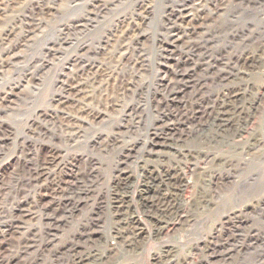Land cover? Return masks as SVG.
<instances>
[{
	"label": "rangeland",
	"instance_id": "374dc122",
	"mask_svg": "<svg viewBox=\"0 0 264 264\" xmlns=\"http://www.w3.org/2000/svg\"><path fill=\"white\" fill-rule=\"evenodd\" d=\"M27 1L31 3L30 8L48 3V0ZM150 1L152 14L145 27L147 39L138 43L144 56L140 51L134 54L133 49L137 45H133L126 60L111 64L102 51L119 31L121 26L118 21H128L132 17L134 3L120 1L99 18L93 17V22L83 33L77 31L75 40L76 33H73V46L64 47L62 54L50 55L48 49L53 47L57 31L66 23L68 16L78 17L83 10L49 20L44 34L28 49H23L24 61L5 71L0 91L19 85L20 91L15 93L20 99H16L7 113L0 112V123L10 129V133L0 135V264L8 260L9 264H70V261L81 264L79 259H87L88 256V259H97L98 264H194L201 255L197 246L214 243L228 246L226 249L232 255L228 259L214 260L212 264H264V200H261L264 199V169L261 176L257 175L259 171L250 174V179L248 176L247 189L229 190L219 181L227 167L238 160H248L247 151L260 145L264 147V39L261 37L264 34V6L256 7L249 14L248 10H244L248 6L242 8L244 11L234 10V13L240 11L241 14L238 13V21L232 24L230 33L206 38L196 49L167 51L166 37L178 24L180 11L192 5L190 0ZM71 2L66 0L62 7L66 8ZM226 15L223 18L228 22L232 11ZM15 16L8 18L10 25L16 20ZM137 17L135 19H139ZM3 19L0 13V24ZM84 47L86 49L82 50ZM231 54L241 57L238 78L230 76L223 83L214 84L216 72L229 73L234 62ZM141 59L144 62L143 73L137 79L136 92L132 90L122 100L121 108L105 109L106 99L113 100L119 96L118 86L113 78L110 79L105 90L102 88L105 93L103 101L99 100L94 105L102 111V118L87 126L81 142L73 146L72 134L65 133L63 129L62 111L59 109L54 113L50 108L51 99L62 94L61 84L71 75L64 67L74 66L79 70L87 65L108 68L118 65L115 74L129 80L138 66L134 64L140 63ZM250 59L257 63L252 68L246 64ZM175 69L182 74H190L195 82L212 86L211 93L201 95L206 97L203 108L209 105L210 112L219 115L223 125L229 122L231 126L216 134L193 135L200 125H187L180 147L172 151L164 149L162 143L148 145L147 132L158 121L163 124L161 130L166 129L165 126L172 123L166 115L179 109V100L187 103L191 97V89L181 94L186 81L175 88L179 96L177 102L172 104L169 101L161 108L153 103L154 100L159 102L164 99L165 92L158 89L157 84L165 74V82L171 81ZM238 87L249 92L240 115L234 113V106L227 97L231 88ZM45 112L50 116L41 118L40 114ZM131 119L141 122L140 132L127 140L129 144L125 153L104 154L100 147L102 141L116 130L117 125L126 124ZM235 130L240 136L232 139L230 134ZM53 148L60 153L59 165L52 168L47 179L32 180L31 172L42 164ZM74 160H77V170L85 173L83 180L73 194L59 203V210L49 213L58 222L49 224L41 208L50 199L42 196L50 197L52 180L59 173L58 168L74 163ZM253 164L250 169H257L258 164ZM163 170L174 171L178 179L176 183L162 188L161 201L164 203L148 210L150 213L146 212L142 203L145 184L150 177ZM181 180L186 184H181ZM257 184L259 187L254 186ZM167 204L170 208L180 205L182 211L188 212V223L165 230L169 225L164 224L161 215L166 211ZM37 206L40 208L37 209ZM117 206L123 215L115 214ZM27 210L35 216L21 225L24 229L19 233L30 229L26 235L30 249L14 259L16 242L21 239L14 224L17 219L16 223L20 225V218ZM228 217L238 228L227 224ZM106 234L110 236L104 245L101 240ZM120 239L126 242L122 245Z\"/></svg>",
	"mask_w": 264,
	"mask_h": 264
},
{
	"label": "bare ground",
	"instance_id": "6f19581e",
	"mask_svg": "<svg viewBox=\"0 0 264 264\" xmlns=\"http://www.w3.org/2000/svg\"><path fill=\"white\" fill-rule=\"evenodd\" d=\"M120 1H132V3H134V11L132 13V17H130V20L127 21L126 19H124L118 21L119 27L121 26L119 31L112 36V41L109 40L106 45H104V47L102 48V51L104 52V54H106V57L111 62V64L126 60V56L129 54L130 49L133 48V45H137V47L134 46V54L141 52L140 48L138 47V43L141 40L147 39L145 27H147L148 22L150 21V15L152 14V2L150 0H140L136 2H134L135 0H72L70 5L66 8L62 7L63 3L66 2V0H48V3H43L37 8L32 6L30 8L29 5L31 3L27 0H0V13L4 16V19L0 24V81H2V78L7 69H12L24 61L25 55L23 53V49H28L37 38L44 34V29L47 28L49 20L63 18L66 14L70 15L76 10H83L82 15L78 17L72 16L73 18H71V16H68L67 21H65L66 23L62 24L57 31V38H55V41L52 40L54 41L52 43L53 47L50 49L47 48L48 53L50 55L62 54L64 47L73 46L74 40L77 37V31L80 32L79 34L83 33V31L91 25V22H93V17L99 18L102 13H104L105 11H109V9H111L115 4ZM190 4L192 6L183 7V10L180 11V17H178V24H176L174 29H170L171 32L166 37L168 38L166 39L167 43H165V48L167 51L178 48L196 49L195 47H197L199 43L201 44L200 41H203L206 38L208 39L210 37H217L221 35L224 36L226 35V33H230L232 24H235L236 21H238L239 16L237 15L240 11L243 10L242 8L244 6H248V9L244 10H248L249 14L251 13V11L255 10L256 7L264 6V0H190ZM238 9L241 10L237 13H234V10L237 11ZM229 11H232L233 15L231 16V19L227 22L224 21L223 17L227 16L226 14ZM12 15H16V20H13V24L10 25L8 18ZM136 16H139L137 17L139 19H135ZM73 33L76 34L74 40H71V36ZM231 33L233 36V32ZM233 37L235 39V36ZM261 37L264 39V34H262ZM111 43L113 45L110 47ZM57 47L59 49H56ZM79 49H81V47ZM84 49H86V47L82 48V50ZM172 53H174V51ZM140 54L141 56H144L142 55V52ZM231 58L234 62L231 64V66L229 65V73L228 71L227 73L225 71L216 72V77H213L214 84H221L230 76L238 78L239 72H237V69L241 57L240 55L235 54L232 55ZM76 62L77 61L75 60V63ZM142 62L143 60L141 59L140 63L136 62L134 64L138 66L135 74H132L133 76L129 80L125 79L124 77L118 76V73L115 74V70L118 68V65H115L114 68H111L110 66L108 68L103 66L101 67L100 65H87V67L82 66L83 68H80L79 70H77L78 68L74 69V66L69 68L64 67L66 71L71 72V75H68L69 77H66V81H63V83L61 84V86L63 87L62 89H60L62 90V94L51 99L50 108L52 109V111H54V113L57 112V110L59 109L62 111L63 129L65 133L72 134L70 136L71 142L74 144L73 146L81 142L82 134L85 132V128L87 126L90 127L92 124L100 121V119L102 118V111H99L98 107H94V105L98 103L99 100L103 101L105 94L103 93V91L105 90L104 88L107 87V84L110 79L113 78L116 83V87L118 86L119 96L116 97L117 99L115 98L113 100L106 99L105 101L107 103V106L105 109L111 108L113 110H116L121 108V105H123L121 103L122 100L126 96H128L132 92V90L135 89L137 79L141 78L140 74L143 73L142 64L144 63ZM130 63L132 62L130 61ZM246 64L248 65V68H252L257 63L256 60L250 59ZM76 65L78 64H75V66ZM262 66L264 67V63L262 64ZM177 70L178 69L172 71L174 75L171 81L167 83L165 82V80H167L166 74L165 77L159 81L157 87L158 89L165 92V97L159 102L154 100L153 103H155L158 108H161L165 103H167L166 105H168L169 101L172 104L177 102V100H179V96L177 95L178 93L175 91V88L184 84L186 81L187 82L183 86V91L181 92V94H184V91L185 93H187V91L191 89V97L187 103L179 100V109H175L170 114L166 115L168 116L167 118L170 117V119L168 120H171L173 124L171 123V125L165 126L166 129L161 130L163 124L162 122L158 121L154 128L147 132L148 145L162 143L161 145L164 149L172 151H175L180 147L179 143L183 139V134L186 131L185 129L187 125L195 123H198L200 125L199 128L194 130L193 135H202L209 133L211 134L213 132L216 134L218 133V131H221L224 128H230L231 126L229 122H227L226 124L224 123L225 125H223L221 123L222 120L218 118L219 115L216 114L218 116H215L214 112H210L211 109L209 108V105H207L206 108H203L204 100L206 99V97H204V95L203 97H201V95H208V92L212 90V86L207 85V83L201 84L199 82H195L193 81V77L190 76V74H184V72L182 74L181 71L179 72V70ZM16 91H20L19 85H14L11 87L9 86L8 89H3L2 91H0V112L7 113V111H10L12 109L11 106L15 104L16 99H20L19 95L15 93ZM246 93L247 89L242 87L231 88L228 91V100H230V104L234 106L233 111L234 113L236 112L237 115H240L243 111V105L246 101V95H249V92L247 94ZM199 97L201 98V100H199ZM53 107L55 109H53ZM136 110L135 114H137ZM137 112H139V109L137 110ZM40 115L41 118H47L48 116H50V114L46 112L41 113ZM132 119L126 124L117 125L116 130H113V132L109 136H107L104 141H102V145L100 147L104 154L109 155L115 152L125 153V149H127L126 147H128L129 144L127 140H129L131 136L136 134V132H140L139 126L141 122H136V120L132 121ZM9 131L10 129L8 127L0 123V135L8 134L10 133ZM239 136L240 134L236 130L230 134V137L232 139H237ZM263 149L264 147L262 148L261 145L255 149L253 147L252 150L250 149L249 151H247L246 155L249 156L247 161L238 160L233 163L230 167H227L225 169V172L221 173L219 178V181H221V183L225 185L224 188L227 187L229 188V190H235L236 188L247 189L248 176L250 174L259 171L257 175L261 176V174H263L261 173V171H263L262 169H264V153H262L264 152L262 151ZM59 160L60 153L54 148L51 149L48 154V157L46 155V158L42 161V164L37 167L33 172H31V179L38 180L40 178L45 177V179H47V177H50L49 175L52 168H55L59 165ZM76 161L77 160H74V163H70L69 165L63 164L60 168H58L59 173L56 175L54 174L55 177L52 180V194L50 195V197L49 195L42 196L44 198L50 199L48 200V203L46 205L44 204L45 206L41 208L43 213H46V219L50 221L49 224L58 223L56 222V219L54 217L49 215V213L52 211L59 210V203L69 195L73 194L78 189L80 181L85 174L77 170V167L75 166ZM253 163L258 164L257 169H250V165H252ZM250 178L251 177L249 176V179ZM177 179L178 178L176 177L174 171L170 172L169 170H163L161 173H157L156 175L150 177L148 179V182L145 184V189L143 190L142 203L144 210L146 212H149L148 210L152 208L155 209L158 207V205H162L164 203L163 201H161V196L163 195L162 193L164 191V189L162 190V188H166V186L171 183H176ZM259 179L260 178H258V180ZM184 183L186 184V182L181 180V184L184 185ZM258 185L259 184L254 186L259 187ZM254 186L253 188H255ZM117 187L118 185L115 186V188ZM129 187L130 186L128 185V188ZM125 189L126 188H124L123 190ZM261 200L264 199L262 198ZM38 208L40 207L37 206V209ZM35 212L37 214L38 211L36 210ZM114 212L115 214H122L123 211L120 207L117 206ZM34 216L31 210H27L25 211V213L23 212V215L19 221L20 225L16 223L17 219L14 224L15 228H17L16 234H18L20 230L24 229L21 225H25V222L28 223L27 220H32V217ZM186 218H188V212L182 211L180 205L175 206L174 208H170L167 204L166 211L161 215V220L164 222V224L167 226L169 225L165 230L174 229L178 225L188 223V220ZM227 219L228 225L232 224L231 227L238 228L237 225H234L235 223L232 221L231 218L229 219L228 217ZM27 229L28 228H26V230ZM29 230L30 229H28V231ZM28 231H26V233H24L23 231L22 233H19L21 239L16 242L17 251L14 256V259H18V257L20 258L22 256V252L27 253L29 251L30 247L27 246L28 240L26 237ZM49 233H51V230H49ZM109 236V234H106L104 238L102 237L103 239L101 241L104 245L107 244ZM120 241L121 244H124V241L126 242V240L124 239H120ZM227 247L224 244L220 243H214L208 246H197V250L200 251L201 255L198 257V261L194 264H212V261L217 259H228L232 254L227 251ZM82 255H84V253ZM88 258L84 259L83 257H81L79 260L81 261V264H98L96 263L97 259L95 260L94 257H90L91 259ZM8 261L3 264H9ZM70 262L72 263V261Z\"/></svg>",
	"mask_w": 264,
	"mask_h": 264
}]
</instances>
